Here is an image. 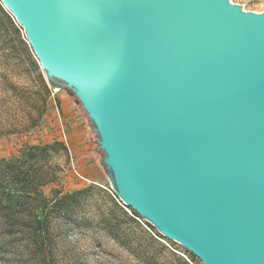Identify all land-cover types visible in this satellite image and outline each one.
I'll return each mask as SVG.
<instances>
[{"label":"water","instance_id":"obj_1","mask_svg":"<svg viewBox=\"0 0 264 264\" xmlns=\"http://www.w3.org/2000/svg\"><path fill=\"white\" fill-rule=\"evenodd\" d=\"M1 1L81 103L119 198L203 264H264V11Z\"/></svg>","mask_w":264,"mask_h":264},{"label":"rangeland","instance_id":"obj_2","mask_svg":"<svg viewBox=\"0 0 264 264\" xmlns=\"http://www.w3.org/2000/svg\"><path fill=\"white\" fill-rule=\"evenodd\" d=\"M231 1L264 11V0ZM3 7L15 26L0 14V161L21 158L31 147L51 146L47 158L32 162L33 174L45 170L52 181L41 188L46 198L38 203L44 209L42 229L29 218L14 232L0 223V264H203L142 216L138 221L154 239L111 215L114 203L131 214L133 208L113 189L103 153H95V133L88 140L93 153L73 150L67 134L71 120L62 106L77 108V121L86 119L90 130L93 124L70 89L50 82L24 28Z\"/></svg>","mask_w":264,"mask_h":264},{"label":"trees","instance_id":"obj_3","mask_svg":"<svg viewBox=\"0 0 264 264\" xmlns=\"http://www.w3.org/2000/svg\"><path fill=\"white\" fill-rule=\"evenodd\" d=\"M0 14L12 26H15L2 3H0ZM49 80L56 88L59 87V80ZM50 147H31L21 158L0 161V223L8 231L14 232L16 225H21L27 218L35 219L38 229L43 228L44 209L38 203H46V198L41 188L52 180L48 177V173L45 170H40L37 174H33L34 165L32 161L36 157L47 158ZM98 151L103 153L102 150L98 149ZM67 197L57 202L56 207H61L63 200ZM111 215L117 216L118 222L122 218L129 222L133 228L143 232L147 238L154 239L151 233L138 221L137 217H140V215L135 210L132 209L131 214L114 203ZM147 224L150 228H154L151 223L147 222Z\"/></svg>","mask_w":264,"mask_h":264},{"label":"crops","instance_id":"obj_4","mask_svg":"<svg viewBox=\"0 0 264 264\" xmlns=\"http://www.w3.org/2000/svg\"><path fill=\"white\" fill-rule=\"evenodd\" d=\"M63 103H66L65 101ZM65 105V104H64ZM62 106L63 109L68 111L67 119L71 120V126H68L67 134L70 139V144L75 152L80 155H86L87 153L94 152L93 149L90 147L88 142L89 137H94L93 129L90 130L89 125L87 126V120L82 119L77 121V116H79V110L74 107H70V105L66 104V106ZM77 150V151H76ZM95 153H99L98 149L96 148Z\"/></svg>","mask_w":264,"mask_h":264}]
</instances>
